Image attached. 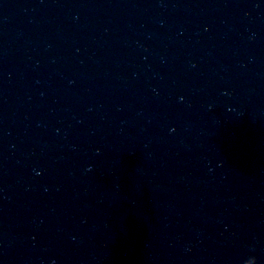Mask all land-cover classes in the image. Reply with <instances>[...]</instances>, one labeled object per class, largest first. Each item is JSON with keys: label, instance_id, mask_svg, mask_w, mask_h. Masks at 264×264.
<instances>
[{"label": "water", "instance_id": "95a60500", "mask_svg": "<svg viewBox=\"0 0 264 264\" xmlns=\"http://www.w3.org/2000/svg\"><path fill=\"white\" fill-rule=\"evenodd\" d=\"M0 264H264V0H0Z\"/></svg>", "mask_w": 264, "mask_h": 264}]
</instances>
